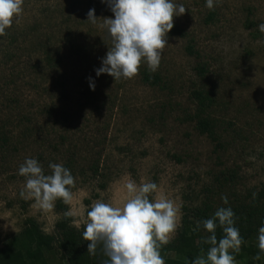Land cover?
I'll list each match as a JSON object with an SVG mask.
<instances>
[{
	"label": "rangeland",
	"instance_id": "obj_1",
	"mask_svg": "<svg viewBox=\"0 0 264 264\" xmlns=\"http://www.w3.org/2000/svg\"><path fill=\"white\" fill-rule=\"evenodd\" d=\"M174 2L187 9L173 19L183 37L168 33L157 71L142 62L134 78L115 81L96 75L111 46L103 21L87 22L90 9L114 18L107 0H24L19 22L0 36V249L27 221L55 236L69 210L77 213L69 226L85 227L73 221L97 200L120 204L129 178L156 183L179 206L169 242L187 209L264 207V0H216L213 9L206 0ZM145 73L160 82L145 84ZM197 91L210 100L200 112ZM197 113L214 122L219 142L197 131ZM27 158L46 175L50 163L67 166L73 203L57 200L45 212L22 198L18 170Z\"/></svg>",
	"mask_w": 264,
	"mask_h": 264
},
{
	"label": "clouds",
	"instance_id": "obj_2",
	"mask_svg": "<svg viewBox=\"0 0 264 264\" xmlns=\"http://www.w3.org/2000/svg\"><path fill=\"white\" fill-rule=\"evenodd\" d=\"M215 2L206 0V7L213 9ZM107 3L114 18L98 19L94 9L87 14V22L93 25L103 21L99 27L106 31L111 45L96 75L107 74L115 81L132 79L138 75L142 62L151 72L157 71L163 50L168 46L167 35L174 27L173 19L185 14V6L174 0H107ZM23 4L24 0H0V36L6 35V29L11 28L14 21L19 22ZM258 30L264 33V23L258 25ZM90 87L95 90L94 83ZM49 168L51 174L46 175L35 158H27L18 170L25 178L20 196L34 201L33 207L45 212L51 211L57 200L67 205L74 201L71 189L75 178L70 170L58 163H50ZM123 188L125 197L120 204L97 200L82 221H73L77 227L81 223L85 226L82 238L88 242V255L96 256L100 248L107 257L103 264H165L160 250L176 232L179 206L159 194L154 182L137 184L129 178ZM153 193L157 195L150 200ZM221 199L228 204L226 196ZM76 214L75 210L64 213L66 217ZM217 221L223 231L219 240ZM201 223L210 234L202 243L210 247L206 255L197 256L191 264H236L232 253H239L244 241L234 226L233 210L221 207L212 218L197 222V229ZM258 249L254 260H260L264 254V226L258 230Z\"/></svg>",
	"mask_w": 264,
	"mask_h": 264
},
{
	"label": "trees",
	"instance_id": "obj_3",
	"mask_svg": "<svg viewBox=\"0 0 264 264\" xmlns=\"http://www.w3.org/2000/svg\"><path fill=\"white\" fill-rule=\"evenodd\" d=\"M171 34L179 37L184 35L183 31L176 26L171 30ZM187 52L192 55L193 49L189 47ZM204 72V67L197 69V74L201 77ZM142 80L150 86L160 82L159 77L148 73L142 76ZM192 98L197 103L199 112L210 102L202 91L193 92ZM196 129L212 142H219L214 122L202 117L200 113L196 114ZM217 145L219 146V143ZM65 167L68 169L67 166ZM235 178V172H231L227 176V182ZM230 208L235 214L234 226L239 229L244 241L239 253H232L236 263L246 259L247 264H264V254H261L260 260L253 259L259 252L257 237L259 228L264 226V207L255 200L248 205L241 204ZM217 210L209 203L204 204L203 208L187 209L177 237L161 247L160 251L164 260L172 258L177 264H191L197 256L206 255L210 245L202 241L210 234L203 228L202 223L199 229L196 226L197 222L212 218ZM57 211H62L60 204L57 205ZM83 230L84 227L79 230L70 227L68 218L64 217L55 225L56 235L48 236L44 235L33 221H27L18 235L3 244L0 249V264H103L107 257L103 255L100 248L97 249L96 256L88 255V242L82 238ZM216 235L218 240L223 236L218 221ZM57 255L59 259H56Z\"/></svg>",
	"mask_w": 264,
	"mask_h": 264
}]
</instances>
